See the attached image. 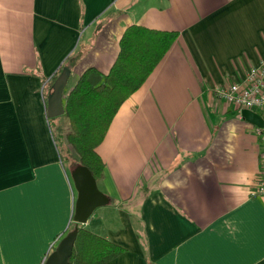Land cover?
I'll use <instances>...</instances> for the list:
<instances>
[{"label":"crops","instance_id":"crops-1","mask_svg":"<svg viewBox=\"0 0 264 264\" xmlns=\"http://www.w3.org/2000/svg\"><path fill=\"white\" fill-rule=\"evenodd\" d=\"M130 24L178 36L97 145L109 200L82 226L124 247L105 264H264L258 125L215 92L264 55V0H0V264H40L71 223L45 81L77 51L67 91L106 72Z\"/></svg>","mask_w":264,"mask_h":264},{"label":"trees","instance_id":"trees-1","mask_svg":"<svg viewBox=\"0 0 264 264\" xmlns=\"http://www.w3.org/2000/svg\"><path fill=\"white\" fill-rule=\"evenodd\" d=\"M177 36V30L130 24L122 32L118 52L106 72L94 65L80 72L63 98L64 112L48 117L60 157L70 169L83 164L96 180L103 176L104 161L97 145L120 104L145 81ZM77 56L78 51L62 66L71 67ZM61 68L45 81V99ZM74 227L77 233L68 264H105L124 251L120 244L71 220L68 231Z\"/></svg>","mask_w":264,"mask_h":264},{"label":"water","instance_id":"water-1","mask_svg":"<svg viewBox=\"0 0 264 264\" xmlns=\"http://www.w3.org/2000/svg\"><path fill=\"white\" fill-rule=\"evenodd\" d=\"M70 67L62 66L51 84V90L46 99V113L48 117L58 116L64 112L63 92L70 74ZM242 115L250 122L264 126L263 116L256 110L242 108ZM73 186L76 191L71 220L84 223L92 211L100 205L106 204L108 196L100 190L97 180L90 169L83 164H77L70 171ZM77 227L67 231L58 241L54 250L46 257L44 264H68L76 237Z\"/></svg>","mask_w":264,"mask_h":264},{"label":"built area","instance_id":"built-area-1","mask_svg":"<svg viewBox=\"0 0 264 264\" xmlns=\"http://www.w3.org/2000/svg\"><path fill=\"white\" fill-rule=\"evenodd\" d=\"M216 94L237 108H250L264 118V55L256 66L248 69L244 81H233L216 87ZM257 137L262 141L258 152L259 175L257 191H264V126L255 128ZM45 259L40 263L44 264Z\"/></svg>","mask_w":264,"mask_h":264},{"label":"rangeland","instance_id":"rangeland-1","mask_svg":"<svg viewBox=\"0 0 264 264\" xmlns=\"http://www.w3.org/2000/svg\"><path fill=\"white\" fill-rule=\"evenodd\" d=\"M70 84H71V81L69 80V81L67 82L66 86H65L64 94L67 92V88L70 86ZM64 96H65V95H64ZM60 118H61V120L64 121V122L67 121L66 118H65L64 116H61ZM45 259H46V258H45Z\"/></svg>","mask_w":264,"mask_h":264}]
</instances>
